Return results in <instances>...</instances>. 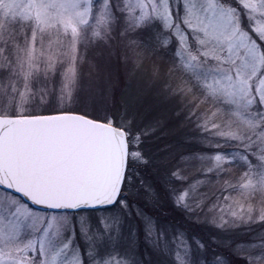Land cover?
Masks as SVG:
<instances>
[{
	"label": "snow or ice",
	"instance_id": "6c2138e0",
	"mask_svg": "<svg viewBox=\"0 0 264 264\" xmlns=\"http://www.w3.org/2000/svg\"><path fill=\"white\" fill-rule=\"evenodd\" d=\"M0 264H264V0H0Z\"/></svg>",
	"mask_w": 264,
	"mask_h": 264
}]
</instances>
